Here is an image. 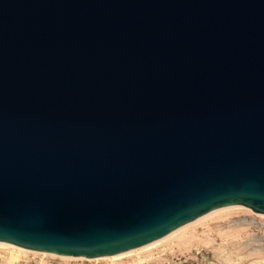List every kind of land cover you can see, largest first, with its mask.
<instances>
[{
    "label": "water",
    "instance_id": "1",
    "mask_svg": "<svg viewBox=\"0 0 264 264\" xmlns=\"http://www.w3.org/2000/svg\"><path fill=\"white\" fill-rule=\"evenodd\" d=\"M229 205L264 214V0H0V241L112 256Z\"/></svg>",
    "mask_w": 264,
    "mask_h": 264
},
{
    "label": "rangeland",
    "instance_id": "2",
    "mask_svg": "<svg viewBox=\"0 0 264 264\" xmlns=\"http://www.w3.org/2000/svg\"><path fill=\"white\" fill-rule=\"evenodd\" d=\"M259 214L249 207L232 209L191 224L165 243L114 257L63 258L0 244V264H264V216Z\"/></svg>",
    "mask_w": 264,
    "mask_h": 264
},
{
    "label": "bare ground",
    "instance_id": "3",
    "mask_svg": "<svg viewBox=\"0 0 264 264\" xmlns=\"http://www.w3.org/2000/svg\"><path fill=\"white\" fill-rule=\"evenodd\" d=\"M239 208H246V207H244L243 205H229V206H224V207H220V208H217V209H214V210H212V211H210L209 213H207V214H205V215H203V216H201V217H199V218H197V219H195L194 221H191V222H189V223H187V224H185V225H183V226H181V227H179V228H177V229H175L174 231H172L171 233H169L168 235H166V236H164L163 238H161V239H158V240H156V241H153V242H151V243H149V244H147V245H144V246H141V247H138V248H134V249H131V250H128V251H126V252H123V253H119V254H116V255H112L111 257H114V256H118V255H121V254H125V253H129V252H133V250H143V249H150V248H152V247H154V246H157V245H159V244H161V243H165V241H169V239H174V238H177V237H179V236H181V235H184V233L186 232V230L190 227V226H192V225H194V224H196V223H198V222H200L201 220H206V218H208V217H211V216H214V215H216V214H219V213H224L225 214V212H227V211H230V210H234V209H239ZM248 209V208H247ZM259 215H262V216H264V214H262V213H260ZM220 216V215H219ZM192 224V225H191ZM0 244H6V245H14V244H12V243H8V242H3V241H0ZM15 246V245H14ZM18 248H21V249H23V251L24 250H26V249H24V248H22V247H19L18 246ZM52 255H54V254H52ZM60 256H62L63 258L64 257H66V258H80V259H82V257H74V256H63V255H60ZM98 258V257H97Z\"/></svg>",
    "mask_w": 264,
    "mask_h": 264
}]
</instances>
